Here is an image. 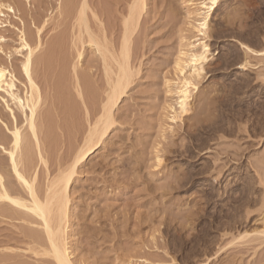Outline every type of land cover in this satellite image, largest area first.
I'll list each match as a JSON object with an SVG mask.
<instances>
[{
	"label": "rangeland",
	"instance_id": "374dc122",
	"mask_svg": "<svg viewBox=\"0 0 264 264\" xmlns=\"http://www.w3.org/2000/svg\"><path fill=\"white\" fill-rule=\"evenodd\" d=\"M1 1L14 7L16 16L0 17L8 26L0 30V36L7 40L2 45L11 52V58L1 55L0 60L21 82L25 81L21 76L22 57L16 53L20 45L16 28L25 29L36 39L37 28H43V48L36 56L44 60L34 64L43 94L40 114L47 116L44 152L48 168L38 166L39 184L43 185L46 176L53 178L58 167L70 159L87 129L82 103L59 73L61 56L76 54L69 42L73 21L64 18L57 0ZM132 1L89 0L90 24L99 32L103 30L115 46ZM219 1L208 38L213 59L198 85L200 94L195 92L198 96H194L189 113L171 123L163 110L169 101L165 79L172 76L173 62L181 48L186 9L181 0H146L147 11L133 42L132 64L141 67L140 73L128 96L115 108L110 135L78 167L71 186L70 224L77 231L85 227L102 229L105 238L95 246L97 249L90 247L96 249H91L90 255L84 253L91 261L264 264V236L257 233L263 229V215L254 202L264 187L259 185L264 183V142L256 146L257 137L264 134V57L245 58L238 45L243 42L254 50L264 49V0ZM60 38L66 44L62 48L56 44ZM84 56L78 68L83 74L96 58L88 48ZM245 60L251 64L248 71L239 72L236 67ZM94 68L89 77L81 74L90 83L85 91L89 108L100 104L105 87L102 68ZM0 116L9 125L5 119L9 114L1 100ZM5 131L0 123L1 135L5 136ZM3 155L0 152V158ZM156 155L162 157L159 165ZM235 167L240 175L237 181L232 180L234 173L229 176V184L225 179L236 171ZM249 176L256 181L250 184ZM19 221L0 214V256L9 254V249L28 256ZM229 226H236L238 232ZM77 231L71 241L79 240L86 246Z\"/></svg>",
	"mask_w": 264,
	"mask_h": 264
},
{
	"label": "bare ground",
	"instance_id": "6f19581e",
	"mask_svg": "<svg viewBox=\"0 0 264 264\" xmlns=\"http://www.w3.org/2000/svg\"><path fill=\"white\" fill-rule=\"evenodd\" d=\"M181 1L187 14L186 27L180 36L181 48L173 62L172 72L170 71L172 76L165 79L166 95L170 102H166L163 110L166 114L165 117L171 123H176L186 116L192 109L191 103L194 100L195 92L200 94L198 85L201 83V79L203 80L205 77L206 66L213 59L210 58L213 55L211 53L212 47L208 43L210 20L215 10L220 6L219 0L215 6H211V0ZM57 2L58 9L63 8L64 10V18L67 21H73L72 36L69 42L70 49L72 48L75 50L72 51L76 52V54L70 52L68 56H61L59 73L63 81H69L77 99L82 103L87 129H85L82 143L75 148V152H72L73 155L69 157L70 159L58 167L53 178L46 176L45 183L39 184V164L44 165L46 169L48 168V155L45 157L44 152V146L47 143L45 137L48 134L46 129L47 116L41 117L40 114L43 94L34 75V64L44 60H42L43 57L36 56L43 48L41 39L43 28H37V39L25 29L16 28L20 45L15 51L19 57H22L21 76L25 82L19 81L14 72L0 60V100L9 114V117L5 118L9 125L0 118V123L6 130L5 136L1 135L0 132V152L4 154L0 158V214L7 216V218L10 217V219L20 220L21 233L27 242L26 252L28 256L16 254L9 249L11 251L9 254L0 256V264H94L98 261L96 262V258L93 259L94 261L90 260L88 255L93 249L90 247L98 245L101 239L105 240L104 236H101L102 229L96 231L83 227V231L81 228L77 231L70 224V219L73 218L70 191L78 167L86 162L90 155L100 149L110 135L115 124V108L124 97L128 96L135 76L140 73L141 67L137 68L132 64L133 42L141 17L147 11V3L146 0H133L129 5L127 14L122 20L119 44L115 46L107 39L103 30L99 32L90 24L88 17L89 0H57ZM9 14L16 16L15 8L0 0V17ZM93 17L98 20L94 12ZM5 23L0 18V30L8 27ZM100 23L102 25L101 21ZM6 41L4 36H0V58L1 55H7L8 58H11V52L7 53L5 46L2 45ZM56 44L61 48L66 46L65 40L61 38L57 39ZM238 45L245 58H248V55L264 57V49L254 50L243 42H238ZM86 48L91 49L96 58L90 61L87 66L88 72L84 74L87 77L91 76L94 71L93 68H98L100 65L105 85L102 91L103 95L99 98L100 104L98 106L93 105L91 108L87 106L85 100V91L90 89L88 85L90 83L86 81V77V79L82 77L84 74L78 71L85 59ZM250 65L245 60L236 69L239 72L248 71ZM78 132L81 133V131ZM78 132L77 134H79ZM263 137L264 134L261 133L257 139L255 138L257 147L261 142H264ZM155 160L156 164L159 165L162 162V157L156 155ZM234 169L235 172L228 174L229 177L234 173L232 180H236L241 172L237 167ZM69 172H71L70 175ZM251 177L250 184L255 179ZM230 180V177L225 179L227 183L231 182ZM227 183L225 182V184ZM262 184L264 183H259L260 186ZM259 185L253 187L258 190ZM225 188L226 186L224 190ZM254 202L258 206L257 211L263 215V229L257 233L264 236V187H261L260 195L255 198ZM77 217L85 219L80 215ZM240 225L242 224L240 223ZM228 229H237L238 232L236 226H229ZM75 231L82 236V240L85 239L86 246H83L81 242L79 244V240L71 241L72 233ZM85 252H88L86 253L88 255H85Z\"/></svg>",
	"mask_w": 264,
	"mask_h": 264
},
{
	"label": "snow or ice",
	"instance_id": "6c2138e0",
	"mask_svg": "<svg viewBox=\"0 0 264 264\" xmlns=\"http://www.w3.org/2000/svg\"><path fill=\"white\" fill-rule=\"evenodd\" d=\"M217 0H211V6H215ZM69 175L71 174V172L68 173Z\"/></svg>",
	"mask_w": 264,
	"mask_h": 264
}]
</instances>
